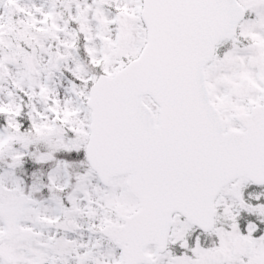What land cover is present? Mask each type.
<instances>
[{"label":"snow or ice","instance_id":"snow-or-ice-1","mask_svg":"<svg viewBox=\"0 0 264 264\" xmlns=\"http://www.w3.org/2000/svg\"><path fill=\"white\" fill-rule=\"evenodd\" d=\"M0 264H264V0H0Z\"/></svg>","mask_w":264,"mask_h":264}]
</instances>
